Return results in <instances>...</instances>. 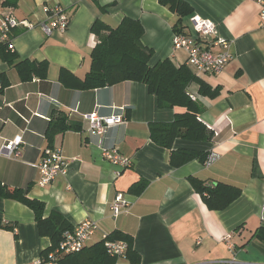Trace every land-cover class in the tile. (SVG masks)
Wrapping results in <instances>:
<instances>
[{
	"label": "crops",
	"instance_id": "0c3cea01",
	"mask_svg": "<svg viewBox=\"0 0 264 264\" xmlns=\"http://www.w3.org/2000/svg\"><path fill=\"white\" fill-rule=\"evenodd\" d=\"M3 1L0 18L32 27L12 29L13 63L0 59V148L17 136L23 141L20 159L0 156V184L42 202L45 218L58 213L72 227L96 223L86 246L112 232L130 236L139 264H264V32L258 6L250 0H181L191 15L216 24L231 58L219 75L197 76L218 90L215 99L201 97L196 83L188 88L212 139H177L168 151L152 141L150 127L172 122L185 109L159 106L142 83L81 90L77 81L89 72L90 54L99 43L95 23L114 29L124 18L143 27L150 66L166 59L188 66L186 53L172 46L176 32L191 33L188 16L178 25V16L159 0H18L15 7H3ZM56 11L68 18V26L48 36L41 24ZM23 61L46 63V76L22 80L15 65ZM92 113L121 116L124 122L93 135L84 118ZM58 116L68 126L64 132L56 128ZM48 148L60 149L69 163L64 176L41 185L36 165ZM112 150L131 159V166L119 170L106 161L102 153ZM181 150L219 158L208 167L199 159L172 165ZM189 178L208 187H235L240 196L224 210L211 211ZM116 193L124 195L126 206L113 216ZM49 247L33 212L0 197V264H33ZM117 264L131 263L123 257Z\"/></svg>",
	"mask_w": 264,
	"mask_h": 264
},
{
	"label": "trees",
	"instance_id": "16d2710c",
	"mask_svg": "<svg viewBox=\"0 0 264 264\" xmlns=\"http://www.w3.org/2000/svg\"><path fill=\"white\" fill-rule=\"evenodd\" d=\"M17 1L4 0L2 6L15 7ZM159 3L178 16V25L183 17L191 16L190 7L181 0H159ZM94 31L97 33L99 43L90 54L89 72L82 81H77L79 89H102L122 82L142 83L147 87L149 94L157 98L159 106L179 107L186 110L183 114L176 115L170 123L151 125L150 137L156 145L169 151L177 139L193 142H208L212 139L213 134L199 119L200 102L189 98L188 88L192 83H196L199 85L200 96L210 99L218 96L217 89L211 90L207 84L200 81L191 67L175 66L169 59L150 66L152 51L141 43L144 30L138 21L124 18L114 29L95 23ZM102 32L106 33L101 34ZM0 59L8 64L13 63L14 54L11 53L8 45H0ZM15 67L22 80H30L32 76L41 78L46 76V63L23 61L17 63ZM56 125L59 132L68 129L63 116L57 117ZM176 152L170 160L174 166H180L193 159H199L204 165L207 157V155L186 150ZM178 155L180 158L175 161L174 157ZM189 182L211 211L224 210L240 196L239 189L222 183L208 187L195 178H189ZM132 189L142 191L144 186L134 185ZM0 197L16 201L33 212L39 235L50 240V247L42 252L40 258L44 259L48 253L54 251L64 232L72 229V226L58 213H51L45 218L44 204L29 199L26 191L0 184ZM106 238L109 241L126 243L128 249L124 258L131 264L140 263L139 257L132 250L130 236L121 232H112L106 235ZM261 239L263 240L264 237ZM103 242L101 240L84 247L78 253L63 256L59 264H117L118 257L110 256Z\"/></svg>",
	"mask_w": 264,
	"mask_h": 264
},
{
	"label": "built area",
	"instance_id": "2783aa9c",
	"mask_svg": "<svg viewBox=\"0 0 264 264\" xmlns=\"http://www.w3.org/2000/svg\"><path fill=\"white\" fill-rule=\"evenodd\" d=\"M255 3L258 8L259 28L264 32V0H250ZM46 12L48 10L46 9ZM18 25H24L31 28V24L27 22H19L14 18H0V45H8L10 47V32ZM189 25L191 33H175L172 36V46L176 50H183L187 55V65L193 69L196 76L219 75L225 65L231 58L229 53V43L218 36L216 24L210 20L203 19L197 15L189 17ZM68 26V18L56 11L48 23L41 24L42 31L50 36L55 31L64 32ZM219 48L220 52L213 51V48ZM192 101L197 98L189 95ZM85 120L88 122L89 131L93 135H102L111 127L122 124L124 119L121 116L100 117L95 113L86 115ZM23 141L21 136L7 141L0 148V156L18 160L21 158V147ZM103 158L111 164L117 166L119 170L127 169L131 166V159L120 155L117 151H105L102 153ZM219 155L211 153L206 157L204 166L208 167L216 162ZM68 160L63 158L60 149L48 148L42 154L36 168L40 174V184L48 185L52 183L58 176H64ZM126 206V201L122 193H116L113 202L110 205V211L113 216L119 215L120 211ZM97 231L96 223L93 221H83L78 225L67 230L62 235L56 249L39 258L33 264H59L63 256L80 252L89 243ZM231 235H227L224 241L229 244ZM103 246L106 252L113 257L123 258L128 246L124 242L109 241L106 235H102Z\"/></svg>",
	"mask_w": 264,
	"mask_h": 264
}]
</instances>
